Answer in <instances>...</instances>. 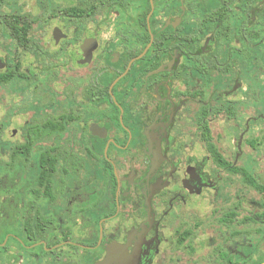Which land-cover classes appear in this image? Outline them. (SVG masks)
Returning <instances> with one entry per match:
<instances>
[{
  "label": "flooded vegetation",
  "instance_id": "obj_1",
  "mask_svg": "<svg viewBox=\"0 0 264 264\" xmlns=\"http://www.w3.org/2000/svg\"><path fill=\"white\" fill-rule=\"evenodd\" d=\"M47 3L49 49L21 21L14 53L38 65L0 58L21 107L48 85L0 180V264H264V0Z\"/></svg>",
  "mask_w": 264,
  "mask_h": 264
},
{
  "label": "rangeland",
  "instance_id": "obj_2",
  "mask_svg": "<svg viewBox=\"0 0 264 264\" xmlns=\"http://www.w3.org/2000/svg\"><path fill=\"white\" fill-rule=\"evenodd\" d=\"M47 2H49V0H0V58L4 59L8 56L11 62L14 59H18L23 63V68L25 70L32 69L33 63L38 65V62L35 61L33 56H28L25 59L20 50H18L16 56H14L17 48H15V43L9 37L7 23H9L13 17H20L22 20L26 19L27 21L35 22V26H37V22H39L38 29L31 33V37L44 38L45 40L41 43L49 49L47 42L50 36L49 14L51 8H48ZM43 22L46 23L43 24ZM0 69V72L6 71L5 66H2ZM43 82L44 78L41 76L37 82L38 88L34 91L32 88L28 90L23 98L24 107L19 105L21 99H17L15 96H12V98L8 93L12 91V89L18 87L19 84L16 80L10 85H0V166L3 167L2 170H0V180H19L18 171L16 169L12 170V168L6 166L5 162H11L12 150L15 146L22 143L23 133L27 130L25 123L32 116L29 111L31 110L29 106L34 100L33 95L35 94L44 104L48 102V85L46 82ZM15 92H18V90L16 89ZM262 101L264 104V98ZM22 111H25V113L22 114ZM44 115V117H47L46 112ZM9 132L13 135L10 136ZM258 142L259 145L257 144ZM7 143H9V146H6ZM248 143L249 148H251L252 145L264 148V135L260 136L258 141L250 138ZM7 170L10 173L7 174Z\"/></svg>",
  "mask_w": 264,
  "mask_h": 264
},
{
  "label": "trees",
  "instance_id": "obj_3",
  "mask_svg": "<svg viewBox=\"0 0 264 264\" xmlns=\"http://www.w3.org/2000/svg\"><path fill=\"white\" fill-rule=\"evenodd\" d=\"M21 21L27 22L26 19L22 20L20 17H13L12 20L9 23H7L9 37L15 43V48H20V46L22 45L28 46L30 44L28 38L30 35L31 27L30 26H26L24 28L21 27L20 25ZM12 72H10L9 74L0 73V85L8 84L16 80L17 74L16 72L13 73ZM26 148H23V150L27 151ZM2 168L3 167L0 166V170H2Z\"/></svg>",
  "mask_w": 264,
  "mask_h": 264
},
{
  "label": "water",
  "instance_id": "obj_4",
  "mask_svg": "<svg viewBox=\"0 0 264 264\" xmlns=\"http://www.w3.org/2000/svg\"><path fill=\"white\" fill-rule=\"evenodd\" d=\"M137 261L138 258L135 262V259L128 254L124 246L113 244L108 248L107 257L100 264H139Z\"/></svg>",
  "mask_w": 264,
  "mask_h": 264
}]
</instances>
